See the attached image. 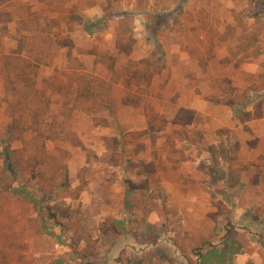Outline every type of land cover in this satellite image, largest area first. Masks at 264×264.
<instances>
[{
    "label": "rangeland",
    "instance_id": "rangeland-1",
    "mask_svg": "<svg viewBox=\"0 0 264 264\" xmlns=\"http://www.w3.org/2000/svg\"><path fill=\"white\" fill-rule=\"evenodd\" d=\"M0 77V264H264V0H0Z\"/></svg>",
    "mask_w": 264,
    "mask_h": 264
},
{
    "label": "crops",
    "instance_id": "crops-1",
    "mask_svg": "<svg viewBox=\"0 0 264 264\" xmlns=\"http://www.w3.org/2000/svg\"><path fill=\"white\" fill-rule=\"evenodd\" d=\"M133 8L137 9V5H131ZM155 7L157 9L161 8V4L159 3L156 5ZM100 11L97 10V8L90 10L88 12L89 16L93 17L96 14H99ZM203 38V37H202ZM237 51H239L237 49ZM259 62H262V59H257ZM257 62V61H256ZM258 62V63H259ZM237 64V61L236 63ZM42 66V65H41ZM255 66V65H254ZM256 67V66H255ZM259 67V65L257 66ZM230 71V76L229 78L232 80V85L236 86V87H243L245 86L248 81V76L251 77L250 75L259 78L261 73H260V69H255L252 68V65L250 64V62L248 63V61L246 63L243 64V62L241 61L234 69V66L231 67ZM0 81L4 83V79L2 77H0ZM0 82V85L2 84ZM184 82H189V80L187 78H184ZM3 86V85H2ZM197 103H199V101H197ZM254 111L255 113L251 114V118H249L250 120L246 121V123L244 125H242L241 123H238L239 120H236V124L233 125L232 127V131L235 132V135H237L240 138H243V135L245 136V139L248 137L247 134L251 133L250 131H248V128H254L253 125H256L258 122H263L264 120V115L263 112H261V114L257 113L258 111H256V107L254 106ZM250 110H253L252 108ZM199 112H203L205 113V111L199 110ZM253 119V120H252ZM248 139V138H247ZM237 145L241 146V151H243V156L246 157L248 155V153H245V151L250 150V146H249V142L247 141H238V143L236 142ZM250 156V154H249Z\"/></svg>",
    "mask_w": 264,
    "mask_h": 264
},
{
    "label": "trees",
    "instance_id": "trees-1",
    "mask_svg": "<svg viewBox=\"0 0 264 264\" xmlns=\"http://www.w3.org/2000/svg\"><path fill=\"white\" fill-rule=\"evenodd\" d=\"M34 18V17H33ZM32 17H27V18H25V17H18V18H13L12 20H11V22H14V21H16V19H17V21H16V24L17 25H22L25 21H28V20H30V19H33ZM22 33V32H21ZM24 39V38H23ZM33 58H31V57H25V56H22V55H15V54H10V57H9V60L10 61H16L17 63H20V64H23V65H25L26 66V68H30L31 67V60H32ZM34 62H35V65L37 64L38 65V61H36V60H34ZM32 67H33V65H32ZM17 78V77H16ZM18 79V78H17ZM16 80V79H15ZM8 81H10V78H9V76H7V82ZM32 119H33V117H32ZM6 151V153H7V156L6 157H8V153H9V150H5ZM5 169L11 174L12 173V170H11V166H10V162H9V160H8V158L5 160ZM1 180H4L3 182L1 181ZM0 181L2 182V183H4V185L6 186V179L5 178H3V179H1ZM13 191V192H25V189L22 187V186H19V187H17L16 189L14 188H12L11 189V187H5V188H1L0 189V192H7V191Z\"/></svg>",
    "mask_w": 264,
    "mask_h": 264
}]
</instances>
